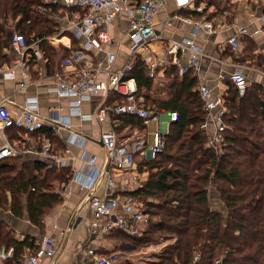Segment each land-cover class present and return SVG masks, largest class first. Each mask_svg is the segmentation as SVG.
<instances>
[{"label": "trees", "instance_id": "16d2710c", "mask_svg": "<svg viewBox=\"0 0 264 264\" xmlns=\"http://www.w3.org/2000/svg\"><path fill=\"white\" fill-rule=\"evenodd\" d=\"M40 4L41 0H0V53L8 48L14 32L27 40L52 32L51 23L35 10ZM167 67L165 77L170 83L162 89L164 99L151 96L158 88L140 57L129 75L136 80L146 108L178 114L170 125L164 151L154 160L135 157V167L149 172L147 180L123 194L134 197L158 220L141 237L123 232L111 236L129 240L136 248L147 246L151 234L162 232L173 237V243L156 260L142 264H216L218 260L221 264H264V90L249 84L241 98L233 82L227 80L224 101L233 129L227 132L221 152L215 153L200 128L207 114L196 91L197 79L191 72L181 77L174 65ZM114 120L119 133L128 126L140 132L146 128L135 116H114ZM9 129L20 133L18 136L39 139L41 145L49 140L54 151L62 146L49 126L34 134ZM47 164L41 158L0 160V210H10L17 219L27 216L41 235L44 217L62 202L56 189L73 176L70 166L48 169ZM2 245L15 248L14 257L5 264H22L28 250L38 248L36 238L27 234L18 240L0 218Z\"/></svg>", "mask_w": 264, "mask_h": 264}, {"label": "built area", "instance_id": "2783aa9c", "mask_svg": "<svg viewBox=\"0 0 264 264\" xmlns=\"http://www.w3.org/2000/svg\"><path fill=\"white\" fill-rule=\"evenodd\" d=\"M201 0H175L179 9L201 11L198 5ZM226 1V0H220ZM263 1L264 0H260ZM166 5V0H41L38 8L40 14L55 16L60 14L66 23L65 27H58L53 37H48L52 44L59 45L61 37L71 34L75 45H70L73 52L70 56L60 60V66L51 76L42 77L39 81L52 82L53 91L58 97L70 99V115L79 117L84 121H95L99 124L110 123L114 116H135L148 126L152 121L158 124L153 134V142L149 144L146 136L136 139L121 141L114 126L102 132L100 141L106 150L107 162L102 170L93 168V158L87 152L82 156L85 164L93 169L91 175H82L79 172L72 177L80 191L86 193V205L92 212L90 222V235L99 240L111 236L115 232H123L129 236L141 237L156 220L146 212L141 204L132 196L116 195L114 172L117 170L131 169L135 167V157L140 156L145 160H154L166 147V137L170 125L176 122L178 114L175 111L169 113V120L162 121L160 116L146 108L143 98L139 97V89L136 80L129 77L133 71L134 63L141 58L151 79L156 80L159 71L168 64L178 68L180 76L188 72L197 73L200 69V61L205 54L204 49L198 46L190 38L184 41H169L162 48L160 56L155 55L151 49L153 41H162L163 37L156 32L154 17L159 9ZM125 12L130 19L127 36L130 40V53L127 61L119 68L116 67L117 54L110 50L114 45L109 32L116 17ZM174 18L185 23H193V35L203 29L213 32L214 24L208 20L192 21L189 17L175 15ZM259 30L238 26L237 32L232 35L228 44L233 49L240 47V39L244 36H253ZM42 40H27L18 32L11 35L10 45L17 58L12 68L0 69L9 77H15L17 71L22 75L23 81L20 90H26L29 86L26 78L29 73L31 61L44 59L40 48ZM109 48V49H108ZM97 52L105 54L103 59L97 57ZM180 53L188 56L186 65L181 64ZM264 76V71L261 72ZM41 75V74H39ZM230 79L238 90L240 97H244L248 91V79L242 66L230 74ZM48 85V84H47ZM204 109L206 120L201 124L208 136V146L215 153L221 152L225 144L227 132L230 130V112L222 98H215L211 87L201 84L198 88ZM96 101L94 110L83 112V105ZM7 99L0 101V131L15 128L26 134H34L44 126L51 127L56 133L61 129L70 131L69 142L78 146H84L88 137L81 131L74 129L69 118H63L57 112L51 111L43 115L40 111L39 100L30 97L21 106L20 114L14 115L7 106ZM44 159L48 169L62 168L67 165L71 157L70 149L64 152L54 151L52 142L46 140L40 148L33 145L25 150ZM16 150L11 145L0 149V159L14 156ZM105 177V195L97 196L91 191L97 182ZM70 183L66 185L69 189ZM56 240L53 235H44L38 241V248L32 252L28 250L22 264H40L43 260L54 259L57 255ZM87 255L91 257L90 264H114L117 256L101 257L94 249H88ZM15 254L14 247L0 246V264L12 259ZM218 260L216 264H221Z\"/></svg>", "mask_w": 264, "mask_h": 264}, {"label": "crops", "instance_id": "0c3cea01", "mask_svg": "<svg viewBox=\"0 0 264 264\" xmlns=\"http://www.w3.org/2000/svg\"><path fill=\"white\" fill-rule=\"evenodd\" d=\"M198 5L202 8L201 11L179 9L175 0H166V5L159 9L154 17L156 32L164 40L153 41L151 43L152 52L160 56L162 48L169 41H184L192 38L198 46L204 49L205 53L201 58L199 71L197 73L191 72L192 76L198 81L196 91L199 92L198 88L201 84H207L211 87L215 98L220 97L225 99V94L229 90L227 80H231L230 74L237 66L243 67L248 84L258 85L264 90V76L261 73L264 71V2L260 0H226L225 2L220 0H201L198 2ZM39 6L35 10L43 19L51 23L49 27H52V32L40 37L36 36V34L32 35L29 40L32 38L34 40H42L40 48L44 59L29 63V75L26 78L29 86L26 90H20V84L25 79H23L19 71H17L15 77H9L0 70V101L7 99L6 104L11 113L19 115L21 106L24 105L25 100L30 97H36L39 100L40 111L43 115H48L51 111H55L63 118H69V122L73 125L74 129L81 131L87 136L88 141H86L84 146H78L69 142L70 131L61 129L60 132L56 133L53 130L62 145L57 148V151L64 152L66 148L70 149L71 157L68 159L66 166H70L73 175L78 172L82 175H91L93 169L84 163L82 156L85 152L91 155L90 158H93L94 169L102 170L105 168L107 154L105 148L100 143V137L102 132L110 129L111 125L115 127V120L113 117L110 123L99 124L95 121L83 122L79 117L71 116L69 109L70 99L58 97L53 91H50L53 86L51 81L47 83L48 85L39 81L42 77L51 76L59 68L60 60L64 59L66 54L70 56L73 52V48H69V44L75 45V41L72 39L70 33L61 37L59 45L52 44L47 40L48 37H53L56 34L58 27H65L66 23L62 20L60 14L53 17L40 14L38 12ZM175 15L189 17L192 21H211L214 24V30L213 32H207L200 29L194 36V24L180 21L174 18ZM129 24V17L125 12H121L115 21L108 26L114 42L110 50L116 53L118 57L117 68L121 67L129 57L131 45L127 36ZM238 26L259 30V32L253 36L241 37V45L235 50L228 44V40L237 32ZM53 54L55 55L54 57ZM97 57L103 59L105 54L97 52ZM179 57L181 64L186 65L188 56L180 53ZM16 58L17 55L11 48L9 39L8 48H4L0 53V69L12 68ZM167 66L159 71L158 77L153 81L158 88L157 92H155L157 94H164L162 89H165V86H168L170 83L165 77ZM163 94L162 98L158 99H164ZM96 103L93 100L91 104L86 103L83 105V112L89 113L94 110ZM170 112H159L157 114L162 121H167L169 120ZM231 119L232 116L230 115L229 131L233 129ZM149 125L146 126L143 132H140L139 128L131 126L126 127L120 133L116 131L121 141L131 138L134 140L141 133L143 134L142 136L148 137ZM125 132L128 134L127 137H124ZM17 134L20 133L14 131V129L0 131V149L6 145H11L16 150V154L10 156V158L18 159V157H21L26 161H32L36 158L40 159V157L33 153L25 151L32 145L34 148H40V140L22 137L21 135L18 136ZM27 175L29 177L32 176L30 166H27ZM113 175L116 181L114 194L115 196H122L129 191L135 190L143 181H146L149 172H140L136 167H133L131 169L117 170ZM68 183H70L69 189L66 188ZM68 183L66 185L61 184L56 189L62 202L44 217L43 235H41L42 233L36 226L31 224L27 216L23 219H17L10 210H0L1 220L10 229L14 230L18 240H24L27 234L32 238H36L37 241L44 235L54 236L57 255L54 259L43 260L40 264H90L91 257L86 253L88 249H94L97 255L101 257L117 256L114 264L120 261L126 252L122 248L123 245L116 242L112 236L96 240L90 235L92 212L86 205V193L88 191H80L78 185L72 182V178ZM91 193L101 197L105 195V177L97 182ZM2 264H5V262Z\"/></svg>", "mask_w": 264, "mask_h": 264}, {"label": "rangeland", "instance_id": "374dc122", "mask_svg": "<svg viewBox=\"0 0 264 264\" xmlns=\"http://www.w3.org/2000/svg\"><path fill=\"white\" fill-rule=\"evenodd\" d=\"M159 89L161 90V88ZM162 94L163 93L157 94L154 92L153 94H151V96L153 98H156V97L162 98ZM163 98H166L164 94H163ZM156 129H157V124L156 122L152 121L148 127L149 144H152L153 142L152 138H153V134L155 133ZM140 135L142 136L143 134H139V136ZM127 136L128 134L125 132L124 137H127ZM215 197H216V193L212 192V198L215 199ZM155 219L158 220V217H155ZM172 239L173 237H171L170 235H166L162 232L151 234V242H149L147 246L136 248L133 245V242L129 240L120 239L117 236L115 241L120 243V245H123L122 248L126 252L124 254V257L120 261L116 262L115 264H128V263L129 264L130 263L142 264V263H148V262L154 261L156 260V257L165 250L166 247H168L170 244L173 243ZM117 252H119V250H117Z\"/></svg>", "mask_w": 264, "mask_h": 264}, {"label": "water", "instance_id": "95a60500", "mask_svg": "<svg viewBox=\"0 0 264 264\" xmlns=\"http://www.w3.org/2000/svg\"><path fill=\"white\" fill-rule=\"evenodd\" d=\"M100 143H101V145L103 146L102 142H100Z\"/></svg>", "mask_w": 264, "mask_h": 264}]
</instances>
